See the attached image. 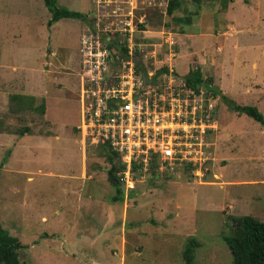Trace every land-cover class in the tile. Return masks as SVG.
Returning <instances> with one entry per match:
<instances>
[{
    "label": "rangeland",
    "instance_id": "rangeland-1",
    "mask_svg": "<svg viewBox=\"0 0 264 264\" xmlns=\"http://www.w3.org/2000/svg\"><path fill=\"white\" fill-rule=\"evenodd\" d=\"M167 1L57 0V4L85 13L94 28L111 30L123 28L125 22L131 24L125 28H133L130 46H136L138 74L145 77V72V78L162 91L169 76L173 77L178 51L174 33L177 25H185L173 17L189 16L201 1L205 11L216 8L209 17L218 24L231 0H182L172 15L166 13ZM243 5L242 0H234L228 16L239 28L257 25L252 38L242 32L239 36L259 47L248 48L243 64V53L229 50L238 62L225 64L226 90L223 95L213 94L218 97L213 112L217 128L209 136L208 162L200 170L190 165L173 172L137 169L134 187H126L119 179L123 198L112 201L118 194V182L108 178L103 149L87 137L84 144L82 140L78 143L83 134L78 127L83 109L79 48L91 26L75 18L50 21L44 0H0L1 67L6 71L0 72V119L5 133L23 136L21 141H25L18 149L12 138L0 134V143L3 138L6 142L0 147V226L23 245L19 260L28 264H92L94 260L121 264L122 258V264H184L183 248L196 238L194 264H232L222 238L233 228L230 217L252 215L264 221V124L230 108L231 103L254 105L264 117V0H250L248 11L241 10ZM114 33L108 34L110 40L115 37L128 43V33ZM70 56L77 68L68 61ZM162 68L168 72L156 75ZM72 73L75 101L59 99L54 104L55 98H49L47 102L49 119H56L61 127L60 137L41 143V134L58 133L45 119L44 106L40 109L43 96L65 94L67 87L59 78ZM19 78L42 79L44 87L31 104L39 109L9 99L20 92ZM26 80L21 90L39 83ZM63 123L73 124L65 127ZM25 127L30 131L20 134ZM27 173L32 179H27ZM114 251L118 256H113Z\"/></svg>",
    "mask_w": 264,
    "mask_h": 264
},
{
    "label": "built area",
    "instance_id": "built-area-1",
    "mask_svg": "<svg viewBox=\"0 0 264 264\" xmlns=\"http://www.w3.org/2000/svg\"><path fill=\"white\" fill-rule=\"evenodd\" d=\"M113 14L117 16L115 10ZM125 23L111 30L91 28L81 38L83 109L78 127L83 134L78 143L84 144L87 137L91 144H108L125 164L120 181L133 188L134 166L142 171L154 166L173 172L183 165L200 170L208 162L209 136L217 128L213 112L218 97L174 76H169L165 90L155 88L136 71V46H130L133 28H125L131 26ZM112 31L114 35L128 33V43L115 37L110 40ZM108 41L125 46L126 53L119 56L116 48H108Z\"/></svg>",
    "mask_w": 264,
    "mask_h": 264
},
{
    "label": "crops",
    "instance_id": "crops-1",
    "mask_svg": "<svg viewBox=\"0 0 264 264\" xmlns=\"http://www.w3.org/2000/svg\"><path fill=\"white\" fill-rule=\"evenodd\" d=\"M202 1L204 2V1H208V0H202ZM249 1L250 0H242V2L244 4L241 8L242 11H248L250 9V7L247 6ZM200 3H201V1L198 3V8H196L197 10L193 9L194 11L193 12L190 11L191 12L190 15L186 16V18H188L189 20L188 21L183 20L184 24H185L183 26V28H178L180 26L177 25V32H175L174 34L177 35L176 36V42L178 45V48H177L178 51L176 53V57L173 60V66H174L173 72H175L177 74L178 78H181V77L186 76L189 73L191 66H197V67H199L202 76L204 78L210 79V85L213 88L216 87L215 89L218 90V93L220 95H223L224 94L223 89H224V91L226 90L223 87L227 86V81H228L227 76H229L226 73V70H225L226 65L225 64L231 65L233 63L238 62V60L235 59V57L233 55L231 56V53H229V50L233 48V49L237 50L236 53L238 51L242 52L243 55L241 57L242 60H240V63L243 64L246 60V57L248 56L246 54V51L249 50L248 48H252V49L258 48L259 45L257 44L255 46L252 41L250 43H247L248 38L243 37V36H239V33L240 34H241V32L243 34L248 33V37L252 38L253 37L252 35L255 33L254 28H258V26L256 25L254 28H252L249 25L245 24V25H241V27L239 28L237 26V24L234 23V20L228 16V12L232 9V5L234 3V0L230 1V5L228 8H225L226 12L224 14V17L222 19H218V21H220V23H218V24H214L212 18L209 17V15L212 14V10H214L216 8H214L212 10L208 9V11H205L203 6L200 7V5H199ZM180 7L177 9H180ZM177 9H175V10H177ZM252 9H254V6H252ZM191 14H194L193 17L191 16ZM174 18H180V17L176 16V17H173V19ZM181 18H185V17H181ZM183 21L179 20V21H177V23L182 24ZM196 28H197V30L195 31ZM249 28H251V29H249ZM212 37H214V39H212ZM249 44H251L250 47H249ZM226 49H227V51H226ZM263 51H264V49H263ZM222 54H223V56H222ZM68 61L73 63L72 65L77 68V66H76L77 61L74 60L73 57L70 56L68 58ZM1 65H2V58H1V53H0V72H6L4 70V68L1 67ZM233 68H234V66H233ZM12 69L16 70L17 68H16V66L12 65ZM30 71H32V70H28V73L32 74L33 71L32 72H30ZM234 73L235 72L233 70L232 74L236 78ZM232 74H231V76H232ZM4 75H6V74H4ZM43 76L41 75L40 77L42 78ZM73 76H74V73H72L71 75L66 74V75H63L59 78L64 83V85L67 87V88H64L65 94L53 93L52 95L50 94L48 97L43 96V99H44L43 106H44V112H45L44 117L47 121H49L51 124H54L56 126L55 130L58 131V133H56L55 135H47L48 137L47 136L43 137V135L41 134L39 136L41 138L38 139V141L41 143H43V142L45 143V141L48 139L58 140L60 137L59 128H61V127L58 125L59 123L56 122V119H52V120L49 119V117H48L49 111H48V103L47 102H48L49 98H52V99L55 98L54 104H56L59 99L63 102H67V103H72L73 101H75L74 99H76V96H75L76 83L73 81L74 80ZM0 78H2V76H0ZM38 79H40V78H38ZM38 79L37 80H35V79L26 80L25 79V80L27 83H29V82L35 83V82H39ZM25 80H23L22 78H19L17 80L18 86L21 87ZM215 80H216V82H215ZM20 87L18 88V90L20 92H16V93H18L17 95L23 96V99L26 97H30V98H32L31 100H35L34 97L35 96L37 97L38 93H40V91H41L39 89L40 88L42 89V87H44V84H43L42 79H41L40 82L38 84H36V86L31 85L30 87H27L26 89L22 88L24 90H21ZM33 89H37V91L32 92L31 90H33ZM0 94H3L1 89H0ZM78 101H80V100L78 99ZM15 102H16L15 104H18L17 101H15ZM32 107H38V106H32ZM50 117L54 118V114L53 115L50 114ZM71 124H73V123H63L62 125L67 127L68 125H71ZM25 128H29V127H25ZM3 131H4L3 124H2V120L0 119V134H1V136L5 137L6 139L12 138V143L14 142V144H12V145L13 146L15 145L16 147H18V149H20L22 146L21 144L25 142V141H21V140H23V136L20 137V135H19L16 137L15 133H7V132L5 133V131L3 133ZM20 131H18V132L20 133ZM52 138H54V139H52ZM3 143H6L4 138H3V141L0 143V147H2ZM27 174H28L27 179H32V174H29V173H27ZM113 256H118L116 251H114ZM119 261H118V263H120ZM123 261H124V259H123ZM92 262H93L92 264H105V261H99V260H94ZM106 264H116V263L113 261H108ZM121 264H122V258H121Z\"/></svg>",
    "mask_w": 264,
    "mask_h": 264
},
{
    "label": "trees",
    "instance_id": "trees-1",
    "mask_svg": "<svg viewBox=\"0 0 264 264\" xmlns=\"http://www.w3.org/2000/svg\"><path fill=\"white\" fill-rule=\"evenodd\" d=\"M45 6L51 13L50 21H56L60 18H75L79 20H84L94 28L92 25V20L88 16L77 10L69 9L65 6L58 5L57 0H44ZM182 4V0H168L166 6L167 15H172L173 11L179 8ZM176 21H188V18H174ZM116 48L118 50L119 56H123L126 53L125 46H119L115 43H109L108 48ZM136 71L139 72L138 62L136 65ZM163 72H168V68H162L156 72L161 74ZM174 77H178L175 72L172 73ZM144 76L146 74L144 72ZM187 86H190L196 90L200 87L206 88L212 94H216L218 90L210 85V79L204 78L200 72L199 67L191 66L189 73L181 77ZM11 101H17L19 106L26 103L28 107H32V98L12 94L9 96ZM27 100V101H25ZM30 100V101H29ZM41 110L43 109V104L40 105ZM230 108L234 109L236 112L244 113L247 116L253 118L254 120L264 124V117L258 108L254 105L247 104H235L231 103ZM35 109H39L36 107ZM29 128H24L20 133L24 134L28 132ZM103 149L105 159L109 164L107 169L108 178L113 182L116 180L118 184L117 192L118 194L112 197V201H121V187L119 181V174L124 170L125 164L121 161L119 154L112 150L110 146L106 143L100 144ZM117 159V161L115 160ZM138 166H134L133 171L137 170ZM151 172L154 173V166H151ZM233 228L230 234L223 235V241L230 250L232 257V264H264V221L252 215L243 216H231ZM199 246V242L196 238H191L184 246L182 251V257L184 264H194L195 260V250ZM23 247L21 242L16 236L11 235L7 229L0 226V264H28L25 261L19 260L18 250Z\"/></svg>",
    "mask_w": 264,
    "mask_h": 264
},
{
    "label": "water",
    "instance_id": "water-1",
    "mask_svg": "<svg viewBox=\"0 0 264 264\" xmlns=\"http://www.w3.org/2000/svg\"><path fill=\"white\" fill-rule=\"evenodd\" d=\"M109 57H110L111 61H113V55H112V53L110 51H109ZM113 182L116 183L117 181L114 180Z\"/></svg>",
    "mask_w": 264,
    "mask_h": 264
}]
</instances>
